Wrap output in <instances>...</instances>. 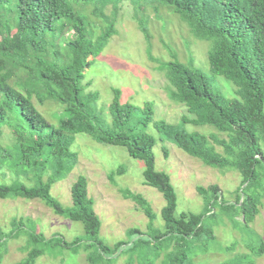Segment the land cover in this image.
Returning a JSON list of instances; mask_svg holds the SVG:
<instances>
[{
  "label": "trees",
  "instance_id": "trees-1",
  "mask_svg": "<svg viewBox=\"0 0 264 264\" xmlns=\"http://www.w3.org/2000/svg\"><path fill=\"white\" fill-rule=\"evenodd\" d=\"M122 1L0 0V137L2 127L14 133L12 143L0 145V172L10 180L0 183V199H36L56 215L81 222L84 237H74L69 243L60 238L53 244L90 249L88 264H110L117 253H127L129 264L134 254L137 264H153L171 243L174 246L161 264H194L198 247L206 252L214 241L212 220L218 213L228 216L233 227L248 228L264 199V151L260 144L264 141V0H154L172 8L196 39L213 41L208 52L210 72L232 82L236 94L229 99L213 90L207 76L191 63L171 60L161 65L170 99L193 115L182 121L208 125L226 137L188 133L158 121L153 127L160 139L206 166L232 170L240 176L234 202L226 201L217 185L197 186L203 197L202 210L178 216L170 177L155 169V139L137 128L135 108L120 103L119 91L114 90L108 124L91 107L95 94L81 96L83 70L116 32L115 19L107 18L103 11L112 2L116 10ZM87 5L92 6L93 17L106 25L97 37L90 19L81 12ZM141 30L147 36L144 26ZM33 96L39 104L50 100L61 107L63 116L57 124L47 122L35 108ZM141 112L138 121L146 126L152 121V105L146 103ZM78 133L100 144L121 146L130 157L143 161V185L155 188L164 200L160 209L163 229L149 225L150 232L144 234L135 228L127 242L117 241L109 247L98 238L101 222L88 196L85 176H77L70 186L71 207H63L51 196L52 185L76 164L77 155L70 148ZM120 193L138 204L152 222L154 214L140 194L126 188ZM215 207L218 212L213 211ZM39 237L44 239L36 234L30 239L37 243ZM84 238L91 241L84 243ZM44 251L31 250L26 259L15 264H33ZM256 252L262 253V241ZM234 257L219 264H235Z\"/></svg>",
  "mask_w": 264,
  "mask_h": 264
},
{
  "label": "rangeland",
  "instance_id": "rangeland-1",
  "mask_svg": "<svg viewBox=\"0 0 264 264\" xmlns=\"http://www.w3.org/2000/svg\"><path fill=\"white\" fill-rule=\"evenodd\" d=\"M133 1L119 2L116 10L112 8L114 2L105 7L104 15L115 19L116 32L83 70L81 96L95 94L91 107L97 117L108 124L112 121L108 108L114 97V90L119 91L120 103L131 104L135 108L133 116L137 128L155 139L152 148L155 169L170 177L176 196L175 216L181 212L199 213L202 210L203 197L197 193V186L206 188L217 185L223 198L234 202L240 183L237 172L221 171L202 164L173 143L161 140L153 127L154 122L163 121L188 133L226 137L224 133L217 132L208 125H193L182 121L183 117L192 118L193 115L183 104L170 99L166 71L161 67L171 60L186 65L191 63L207 76L213 90L226 98H236L233 83L210 72L208 52L213 41L196 39L172 8L154 0ZM91 7L82 6L81 12L90 19L91 30L95 33L94 37H97L105 30L106 25L93 17ZM141 26L146 28L147 36L142 32ZM32 103L52 125L57 124L58 119L63 116L61 107L50 100L39 104L33 96ZM146 103L152 105L153 115L151 123L144 126L138 119L141 118V111ZM13 138L14 133L9 128L2 127L0 145L12 143ZM260 144L264 151V141L261 140ZM70 149L77 155L76 164L64 179L52 185L50 194L63 207H71L70 186L77 176H85L88 196L92 198L93 210L101 222L98 238L104 244L112 247L117 241L127 242L130 230L135 228L144 234L150 232L149 225L163 229L160 209L164 200L155 188L143 185L142 160L130 157L121 146L97 143L83 133L74 136ZM216 150L221 152L219 147ZM111 172L115 174L109 178ZM6 179H9V175L3 177L0 172V183L10 182ZM125 188L140 194L149 203L154 214L151 223L138 204L122 196L120 190ZM257 207L258 213L248 228L233 227V221L228 216L218 213L212 220L215 223L212 229L214 241L206 252L198 247L193 263L219 264L235 256V264H264L263 198ZM216 210L217 207L213 211L218 212ZM237 219H240L239 216ZM31 234L40 235L44 239L39 237L35 243L30 239ZM78 236H85L81 222L56 215L39 200L0 199V264L22 261L34 249L45 251L33 264H88L90 249H77L71 245L66 248L53 244L60 238L69 243ZM84 239V243L91 241ZM261 241L262 253L257 254ZM232 243L233 249H229ZM173 246L174 243H171L166 250L161 251L153 264H161L166 252ZM114 256L115 259L110 264H129L127 253H117ZM137 262V255L134 254L131 264Z\"/></svg>",
  "mask_w": 264,
  "mask_h": 264
}]
</instances>
